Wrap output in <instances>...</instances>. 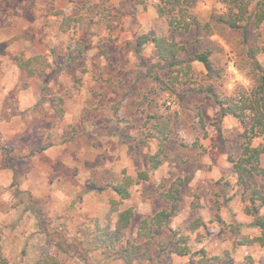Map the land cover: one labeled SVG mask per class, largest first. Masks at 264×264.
Here are the masks:
<instances>
[{"label":"clouds","instance_id":"9594fccd","mask_svg":"<svg viewBox=\"0 0 264 264\" xmlns=\"http://www.w3.org/2000/svg\"><path fill=\"white\" fill-rule=\"evenodd\" d=\"M17 2L0 0V264H143L148 246L127 251L124 221L150 213L154 186L185 159L192 170L203 165L189 194L198 207L179 209L173 226L196 228L193 250L204 246L197 225L215 234L225 228L216 220L238 229L248 219L236 178L231 190L215 185L230 168L224 156L209 172L212 145L198 155L180 145L204 135L199 112L209 140L220 130L249 143L255 136L251 146L264 149V119L250 128L264 113L238 110L255 96L246 48L258 49L264 67V0H25L27 20ZM221 18L228 28L216 24ZM245 28L258 33L246 48ZM176 43L188 50L170 71L161 51ZM197 49L203 64L194 62ZM189 84L195 93L185 97ZM147 112L157 118L145 126ZM150 160L160 167H146ZM262 243L238 248L237 264L248 255L264 264Z\"/></svg>","mask_w":264,"mask_h":264},{"label":"trees","instance_id":"16d2710c","mask_svg":"<svg viewBox=\"0 0 264 264\" xmlns=\"http://www.w3.org/2000/svg\"><path fill=\"white\" fill-rule=\"evenodd\" d=\"M216 24L225 28L229 27V25L224 24L223 18L217 20ZM206 27H210V25H206ZM235 27H239V25H236ZM256 27H259V22L256 24ZM213 35H215V33H213ZM257 35L258 33L255 31L250 33L247 28L244 29L243 35L240 39L245 48L250 36L255 38ZM173 40H175V37H173ZM185 51V46L180 43L174 44L170 50L162 49L161 55L166 61H168L167 67L170 71L183 66L184 61L180 58V53ZM258 54V49L256 47L246 48L244 51L245 59L252 65L255 72V96L252 106L247 104L239 106L238 110L240 111L241 116L251 111L253 106L257 112L264 113V67L260 65L256 58ZM68 59H72L71 55L68 56ZM206 59L207 56L199 54V50L197 49V53H194V62L203 64ZM205 68H208L207 64H205ZM208 70L210 71V69ZM155 71L157 72V79H159L161 69L156 68ZM149 75H151V73H149ZM244 76L250 83L252 82L249 77L246 75ZM188 87L189 90L185 91L183 95L190 92L195 93L194 84H189ZM198 94L202 96L205 95L203 92ZM174 95L175 94L173 93V96ZM207 96H211V93H207ZM156 118L157 115L155 113L149 114L145 126H147V122H151ZM262 119L264 118L254 117L250 122V128L255 130V128L262 123ZM155 133L157 136L162 137L163 140L167 141L168 137L165 127L156 128ZM256 138L257 137L253 136L250 143L247 141H241L239 155L236 158L230 157V162L232 163L236 175L237 184L244 193L242 199L246 201L247 205V207L244 208V212L253 218L252 225L259 230L258 235L255 236L244 234L242 239L239 240V244L242 245H253V242L260 243L261 241H264V215L260 213L264 205V193L256 184L258 178L264 179V167L261 163V156L264 154V149H260L259 147L253 148L251 146L253 140ZM159 166V162L155 160H150L148 164H146V167H150L153 171L158 169ZM185 185L186 178L183 176H177L169 183L159 184L157 187V198L162 204L161 207L154 213L144 216L136 227L135 236H131V239L125 242L128 245L127 251L129 252L135 250L144 252L145 245L148 246L147 251L150 255L145 258L143 264H163L164 258H157V255L160 253H174L177 256H185L189 253V234L183 230L169 228L170 219L177 211V204L183 194ZM134 218L135 215L129 213L124 221L125 227H130L131 230ZM195 223L196 222L193 221V224ZM200 226L202 225H197V227ZM164 229L170 230L172 232V237L165 246H162L161 240L158 239L156 235V231ZM187 229L189 231L196 230L192 225H188ZM261 246H264V243H262ZM211 261H215V264H237L229 256L209 257L204 251L202 256L198 258L196 262H192V264H210ZM241 264H253L252 257L250 255L246 256Z\"/></svg>","mask_w":264,"mask_h":264},{"label":"rangeland","instance_id":"374dc122","mask_svg":"<svg viewBox=\"0 0 264 264\" xmlns=\"http://www.w3.org/2000/svg\"><path fill=\"white\" fill-rule=\"evenodd\" d=\"M17 8L19 10V14L21 15V18L27 20V16L23 15V13L25 11V0H18ZM14 14H16V13H14ZM184 46H185L186 51H187L188 49H187L186 45H184ZM53 55H55L54 52H53ZM230 67H231V65H230ZM233 71H234L236 78L241 83H243L245 85L250 83L247 80V78L244 75H242L238 70L233 69ZM190 94H191V92L186 93L184 96L188 97ZM197 95H199V94H197ZM200 96H202V95H200ZM175 99L179 100V97H175ZM168 103L170 104L171 101H168ZM195 107L197 109L200 107L199 101H197ZM138 111L144 112L145 110H144L143 106H141V108L138 109ZM149 114H152V112H147L144 115L143 120L145 122L148 119ZM196 116H197V122L200 125H202V131H203L204 135L201 136L199 139L194 140L191 145L181 144L180 147H181V149L186 150V152L189 154H197L198 155L200 152L208 153L210 151L209 147H206V144L212 145L211 151L218 153V155L215 157H212V156L208 157L210 160H212V165L209 168V172L218 171V169H216L215 166L217 163H219V157L224 156V163L226 165H229L230 168L220 171V177L221 178L215 180V185L220 186L221 184H223V186L227 190H231L232 178L233 177L236 178V175L234 173L232 163L230 162V157L236 158L239 155L241 141H238L235 138L230 137V136H225L223 134V132H221L220 130H217V135H216V138L214 140H209L208 135H207L208 129H207V125L204 122L203 115L201 113L197 112ZM256 140H257V138L253 140V143H256ZM165 163H167V161H165ZM191 163H192L191 159H185V160H182L180 164H174L173 167H174L175 171L171 172V176H170L169 180L166 182V183H169L171 180H173L177 176H183L186 178L185 189L183 190V194H182V196H181V198L177 204V211L175 212L174 216L170 219L169 228L174 229V230H183L184 232H186L188 234L190 232H193V231H189L187 229V226L184 225L183 221H181V223L179 225L173 226V220L175 219L179 209H183L186 207V208H189V209H192L193 211H195L196 208L198 207V205L196 204V201L199 199V197L195 196L194 194L191 195V197H190L189 194H190L191 189H192V184H193V179L195 178V173H196V171H199V168L202 167L203 165L199 164L196 166L195 170H192L190 168ZM261 163L264 167V154H262V156H261ZM197 183H200V182H197ZM256 184L259 188L262 189V191L264 193V179L258 178L256 181ZM157 187H158V185L154 186V191L156 193V196L154 199L151 200V204H150L151 210H150L149 214L154 213L162 205L161 202L157 198ZM201 187H203V185H201ZM234 195L235 194H233V196ZM190 199L192 201L191 203L189 202ZM241 202L246 204V201L244 199H242ZM242 213H243L244 217H246L248 219L241 220L239 222L240 226L238 229L227 225V222L223 221V219L221 218L220 220H216L215 223L217 225L224 223L225 228L222 229L220 232H217L215 234L213 232H211L204 225L198 227L202 238L198 239L197 243L204 245V246L197 247V248H195V250H193V246L190 243V241L192 240V237L189 235L190 240L188 242V245H189L190 251L187 255L177 256L174 253H166V254L160 253L157 255L158 256L157 258H164L163 264H192V262H196L198 260V259H193V258H200L203 254V251H204V253L209 257L224 256L225 255V256H229L230 258L233 259V261L235 263H237L235 258H234L235 251L238 248L247 249L248 247H250L252 245L239 244V240H241L242 238L239 240H233L232 237L229 235V233H232L233 235H241L242 237L244 236V234H248L249 236H255V235H258V233H259V230L252 225L253 218L250 215L246 214L244 212V209H242ZM260 213L264 215V205H263ZM146 215H148V214H142L139 217L135 216L134 223L132 224V228L130 230V236H135L136 227L139 224V221ZM194 231H196V230H194ZM156 235H157L158 239L161 240L162 246H165L169 242L170 238L172 237V232L168 229L157 230ZM205 238H207V241H208L207 244H205ZM209 245H214V247H209ZM210 264H215V261H211Z\"/></svg>","mask_w":264,"mask_h":264}]
</instances>
